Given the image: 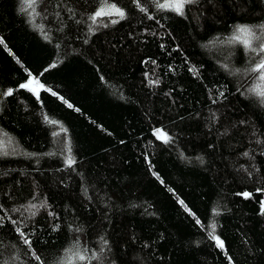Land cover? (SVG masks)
<instances>
[{"label":"trees","instance_id":"16d2710c","mask_svg":"<svg viewBox=\"0 0 264 264\" xmlns=\"http://www.w3.org/2000/svg\"><path fill=\"white\" fill-rule=\"evenodd\" d=\"M113 2L126 18L93 24L98 0H42L35 17L0 0V264H56L73 244L90 264H264V100L254 54L226 43L264 24V0L183 16ZM30 77L49 91L20 88Z\"/></svg>","mask_w":264,"mask_h":264},{"label":"snow or ice","instance_id":"6c2138e0","mask_svg":"<svg viewBox=\"0 0 264 264\" xmlns=\"http://www.w3.org/2000/svg\"><path fill=\"white\" fill-rule=\"evenodd\" d=\"M42 2V0H20L22 4L21 11L28 14L29 16L35 17L39 15L37 12L38 5ZM195 0H153L155 7L159 11H171L177 15L183 16L185 12V8L187 5L194 3ZM137 7L141 12H145L146 9L140 7V0H134ZM127 16L126 11L119 7L113 0H98V7L88 19L92 21L93 24L97 22L98 19H102L104 17L110 18L112 24L118 23L120 20L125 19ZM113 17H117L115 19ZM152 18V17H149ZM3 40H0V44H3ZM226 43L229 45H240L243 47L246 53L254 54L250 58V62L252 66L247 68L245 71L250 74H254V84L251 88L248 89L249 93L254 94L257 97H260L264 100V24L251 26V25H236L233 28L232 34L226 38ZM259 57V59H256ZM55 67V64L52 65ZM236 71H239L237 69ZM22 89H27L29 92H32L34 95L39 98V93L41 90L49 91V89L45 88L43 84L39 82L35 77H30V79L26 83H22L19 85ZM0 95L11 96L13 95V90L9 88L6 92L0 93ZM55 95V93H53ZM222 95V94H221ZM72 107L71 104L68 105ZM48 120L47 117H45ZM51 124H57V121L48 120ZM62 131H66V129H61ZM57 134V133H54ZM154 135L157 139L163 140V142L168 143L170 137L167 133H165L162 129H156ZM10 144L11 141L9 140ZM8 144L5 143L4 140L0 139V153L7 156L9 153L6 150ZM70 152V149H69ZM247 155V153H246ZM68 167H71L76 163L75 159L69 155L65 161ZM245 198H248L250 193H243ZM181 204L183 202L181 201ZM36 205H30L29 208H36ZM40 207H44V205H40ZM261 212L264 214V202H261ZM33 216L36 214L35 212L31 213ZM15 223V221H13ZM199 224L200 221L197 220ZM211 231L209 232V238L215 242V246L221 250H225L224 241L215 234L216 232V224L213 223L211 226ZM16 232L23 238V243L28 246L31 250L32 241L29 240L23 231L19 228H16ZM225 255L228 256L227 251L225 250ZM33 258L39 262V264H43L41 257L37 255L34 251H32ZM99 257L95 252L88 255V249H81L78 244H73L71 247L67 248L64 252V256L62 260H57L56 264H90L92 260H98ZM229 264H231V257L228 256ZM3 264H8V262H3Z\"/></svg>","mask_w":264,"mask_h":264},{"label":"bare ground","instance_id":"6f19581e","mask_svg":"<svg viewBox=\"0 0 264 264\" xmlns=\"http://www.w3.org/2000/svg\"><path fill=\"white\" fill-rule=\"evenodd\" d=\"M159 129H161V128H159ZM163 130V129H162ZM164 131V130H163ZM165 132V131H164Z\"/></svg>","mask_w":264,"mask_h":264},{"label":"rangeland","instance_id":"374dc122","mask_svg":"<svg viewBox=\"0 0 264 264\" xmlns=\"http://www.w3.org/2000/svg\"><path fill=\"white\" fill-rule=\"evenodd\" d=\"M162 2H163V0H162Z\"/></svg>","mask_w":264,"mask_h":264},{"label":"water","instance_id":"95a60500","mask_svg":"<svg viewBox=\"0 0 264 264\" xmlns=\"http://www.w3.org/2000/svg\"><path fill=\"white\" fill-rule=\"evenodd\" d=\"M160 140V139H159Z\"/></svg>","mask_w":264,"mask_h":264}]
</instances>
